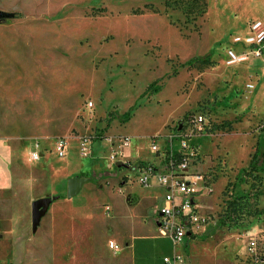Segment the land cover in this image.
Instances as JSON below:
<instances>
[{"label":"rangeland","instance_id":"374dc122","mask_svg":"<svg viewBox=\"0 0 264 264\" xmlns=\"http://www.w3.org/2000/svg\"><path fill=\"white\" fill-rule=\"evenodd\" d=\"M166 1L0 0L13 14L0 20V145L13 170L0 190V264H126L109 246L129 238L135 264H165L181 245L141 236L156 233L144 227L165 189L139 176L163 160L152 139L165 146L160 136L176 135L193 150L188 173L203 178L196 204L207 217L179 253L193 264H264V174L248 169L264 146V57L226 56L234 36L264 24V0H206L195 19L197 2ZM211 50L208 63L184 65ZM154 82L160 90L141 98ZM131 109L128 121L113 118ZM35 141L40 161L30 158ZM79 175L89 182L68 199L66 181ZM57 195L33 233L32 202Z\"/></svg>","mask_w":264,"mask_h":264},{"label":"built area","instance_id":"2783aa9c","mask_svg":"<svg viewBox=\"0 0 264 264\" xmlns=\"http://www.w3.org/2000/svg\"><path fill=\"white\" fill-rule=\"evenodd\" d=\"M264 49V24L261 21H252L248 26V31L244 36L236 35L232 42L226 47V56L228 65L243 64L250 58L259 59L263 55ZM253 88L254 86H249ZM92 102L89 107L92 108ZM203 118L196 119L201 122ZM174 139L180 140L178 151H174ZM158 138H154L151 148L156 155H161L165 161L163 171H156L153 165L142 167L139 176V182L144 187H148L153 179H156L159 186L166 189L164 203L160 206L157 216V232L161 237L170 239L172 244L177 247L183 245L188 234H196L197 229L203 223H206L207 217L199 215L196 204V194L199 191L198 181H202L201 176H195L188 173L190 168V159L194 156L193 150L190 151V145L182 136H172L168 144L160 146ZM57 153L59 157H65L67 141L59 138L56 141ZM124 147L129 146L130 139L124 137L122 140ZM30 152L32 160H40L44 155L39 141H35ZM88 152H85L86 155ZM113 162L116 160L112 156ZM110 249H117L114 242L110 243ZM256 243L250 242V250L254 256H258ZM166 264H186V259L180 253L172 258H164ZM258 262L264 263V254H261Z\"/></svg>","mask_w":264,"mask_h":264},{"label":"crops","instance_id":"0c3cea01","mask_svg":"<svg viewBox=\"0 0 264 264\" xmlns=\"http://www.w3.org/2000/svg\"><path fill=\"white\" fill-rule=\"evenodd\" d=\"M0 9L1 10H3V8H1L0 7ZM5 11V10H4ZM258 21H260V20H258ZM262 22V21H261ZM262 57H264V49H263V55L261 56V58H259V59H254L253 60V62L252 63H254L255 62V60H260V59H262ZM251 60V59H250ZM249 60V61H250ZM247 63V62H246ZM249 63V62H248ZM244 64V63H243ZM158 138L159 136H155L154 138ZM161 138H163V139H165L166 141V143L168 144V142H169V137L168 136H166L167 138H164L163 136H160ZM154 138L152 139V140H154ZM257 146H259L260 147V149L262 148V149H264V146L261 144V142H258L257 143ZM128 147V146H127ZM173 147H174V145H173ZM257 148V147H256ZM256 150V149H255ZM174 151H176L175 150V148H174ZM178 151V150H177ZM44 156V155H43ZM42 156V157H43ZM252 158V157H251ZM130 159H132V158H130ZM40 160H41V158H40ZM39 160V161H40ZM138 160H140L141 162H144V161H146V160H141V159H134V161H138ZM124 164V163H123ZM159 166L157 167V166H154V168H155V170L156 171H163L164 170V168H165V161H164V159L162 160V161H160L159 162V164H158ZM162 165H164V168L162 169ZM12 176H13V170H12V152H11V150H9V148H7L6 146H4V145H0V190H3V189H6V188H8V187H10L11 186V183H12ZM60 185V184H59ZM58 185V186H59ZM159 187H161V186H159V184H158V182H157V180L156 179H153L152 181H151V184L148 186V187H146L147 189H150V188H159ZM65 188H66V192H67V186H65ZM163 188V187H162ZM165 189V188H164ZM165 192H166V189H165ZM163 203H164V198H163ZM163 203H162V205H163ZM161 205V206H162ZM159 206L157 205L156 206V218H155V220H154V223H152V224H150V225H147L146 227H144V228H148V229H152L153 227L156 229V233H149V234H144V235H141L142 237H144V238H146V239H152V238H156L157 236H159V237H161L159 234H158V232H157V216H158V210H159ZM154 225V226H153ZM195 235V234H194ZM191 237H193V235L192 234H188L187 235V237L185 238V242L183 243V245H181V249L180 250H178V249H176V248H174V254H173V257L177 254V253H179V252H181V251H183V247H184V245L186 244V243H188L189 241H190V238ZM163 238H166V237H163ZM168 239V238H167ZM170 240V239H169ZM135 241L133 240V238H129V239H122V242H121V244H122V247H119V245H117L118 246V248L117 249H114L115 251L116 250H118L119 248H120V254L119 255H121L120 256V259L122 258V260H123V258H127V262H126V264H135L134 263V259H133V249H134V245H135V243H134ZM190 254V253H189ZM126 256V257H125ZM187 257V256H186ZM185 257V258H186ZM164 258H166V257H164ZM196 258L194 257V255L193 254H190L187 258H186V264H193L194 263V260H195ZM163 261H164V259H163ZM188 261H189V263H188ZM124 262V261H123ZM165 263V262H164ZM166 264V263H165Z\"/></svg>","mask_w":264,"mask_h":264},{"label":"trees","instance_id":"16d2710c","mask_svg":"<svg viewBox=\"0 0 264 264\" xmlns=\"http://www.w3.org/2000/svg\"><path fill=\"white\" fill-rule=\"evenodd\" d=\"M171 0H167L166 1V5L168 6V3H170ZM174 1H180V3L182 4H189V7H193L191 6L192 3H198V11H195V10H191L190 11V14L194 17V19L198 16H203L205 13H206V9H207V2L206 0H173L172 2ZM196 13V14H194ZM13 14H11L12 16ZM212 55H213V50L209 51L207 54H205L204 56H197V57H193L191 59H189L188 61H186L184 63V65H188V66H191L195 63H208L211 58H212ZM160 90L159 87H155V82L154 83H151L147 90L145 91L144 94H142L141 98L144 97L146 94L148 93H156ZM133 109V108H132ZM128 111L127 113L123 114V115H113V118H119V120L121 122H126L128 121L130 118H131V111ZM126 165L125 164H122V166H115L116 168H122V167H125ZM248 169L250 172H257V173H262L264 174V149H260L259 146H257L249 164H248ZM75 177H80L79 176H75ZM66 184H67V181H66ZM60 196H52L53 198V201H55L56 199H58ZM231 212L229 211L226 215V218H229ZM224 223L225 221L224 220H221L220 221V226H224Z\"/></svg>","mask_w":264,"mask_h":264},{"label":"water","instance_id":"95a60500","mask_svg":"<svg viewBox=\"0 0 264 264\" xmlns=\"http://www.w3.org/2000/svg\"><path fill=\"white\" fill-rule=\"evenodd\" d=\"M10 13H5L0 11V20L5 17H10ZM122 162H117V166H122ZM89 182V178L85 177H72L67 181V198L72 199L76 195L79 194L83 186ZM53 203L52 197H43L37 200H34L31 204L32 213H31V221H32V232L35 233L40 225L42 218L48 212L50 205Z\"/></svg>","mask_w":264,"mask_h":264}]
</instances>
